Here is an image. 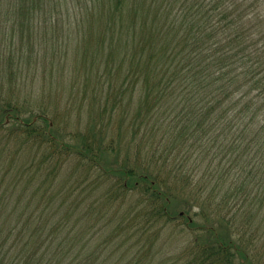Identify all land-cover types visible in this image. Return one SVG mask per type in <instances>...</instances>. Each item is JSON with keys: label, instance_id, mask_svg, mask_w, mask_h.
Instances as JSON below:
<instances>
[{"label": "trees", "instance_id": "1", "mask_svg": "<svg viewBox=\"0 0 264 264\" xmlns=\"http://www.w3.org/2000/svg\"><path fill=\"white\" fill-rule=\"evenodd\" d=\"M82 2L97 28L83 52L76 109H99L106 125L116 119V141L113 125L69 129L67 142L49 110L22 116L16 77L38 74L45 36L37 27L47 22L45 33L48 15L68 0H0V264H118V250L122 264H165L156 262L154 232L174 218L163 169L178 186L204 160L217 162L196 181L210 185L211 199L228 211L240 199L243 231L264 223V0ZM67 152L78 159L63 179ZM132 191L133 203L114 206ZM212 231L168 264H259L261 252L248 256L241 242Z\"/></svg>", "mask_w": 264, "mask_h": 264}, {"label": "rangeland", "instance_id": "2", "mask_svg": "<svg viewBox=\"0 0 264 264\" xmlns=\"http://www.w3.org/2000/svg\"><path fill=\"white\" fill-rule=\"evenodd\" d=\"M89 13H91V9L86 6L84 8L82 0H68L67 7L62 5L57 10V14L48 15L47 31L44 33L42 29L47 26V22L40 23V27H37L40 28V37L45 36V40L41 43L44 48V56L42 58H40V54L38 56L40 59V64L37 68L38 74L34 75V71L31 69L27 74L17 75L14 83L16 85L18 100L22 104L21 113L24 112L22 116H35L39 112L43 113L44 111L42 110L47 112L49 110L50 113L46 114H48L55 127L61 128L57 130L66 131L67 136L65 135V139L67 142H70L69 138L71 137L68 135L69 129L80 131V134H86L88 127L92 124L94 126L103 127L105 125L111 127L116 120H108L106 125V119L100 116L99 109H95L92 112H89L92 107L87 108L89 111L86 109L81 111L76 109V104L81 98V91L84 90L85 82L83 52L88 44L90 33L94 32L97 28V26L95 28L89 27L90 25L87 22ZM67 24L69 25V30L67 29ZM13 45H18V42H14ZM67 45H69L70 49H67ZM33 56L34 59L38 60L34 51ZM87 66H90L89 63ZM94 80L95 77L92 76L87 84L90 86L94 85ZM90 90L87 89V91ZM94 93L88 92L87 101L91 100L89 95L93 96ZM35 120H37L36 116ZM113 127L114 125L111 127L109 134H112V139L116 141V133L115 130H112ZM148 135L149 133L146 136ZM149 137L145 142L148 141ZM155 146H158V139L145 144V148L142 149V153L139 155L134 150L132 156L136 154L139 160L144 156L147 157L148 153L146 149ZM220 146L221 144L216 140L213 148ZM65 155V168L67 171L61 176L63 179L67 178V174L76 165L78 159L77 156L70 154V152H67ZM109 156L112 157V154H109ZM26 157L27 155L22 157V161ZM122 157L120 155V158ZM207 162L208 160H204L197 171L187 167V170H185L186 178L184 177L182 181L178 182V186L173 185L175 181L172 180L171 175L166 176V169H163L165 175L162 173V176L165 180H168L167 184L171 188L169 193L172 194L173 198L170 211L174 212L172 214L174 218H172L169 227L161 229L160 235L159 229H154V232L158 233L157 244L160 246L156 262L157 260L161 261V259H164V263L168 264L170 262L168 258L171 255L182 252L186 247L185 245L192 241L208 238V235L214 230L222 236L241 242L245 247V251L248 252V256L254 252H261L259 261H255L256 259L252 260V256L250 258L251 261L264 264V223H259L257 220L251 221V233L250 229L243 231L240 219L241 217L244 218V215L241 212L238 214V210L236 209V202L242 204L241 200H232L231 209L233 211H228L227 207L222 209L217 198L211 199L212 196L208 193L210 185L206 184L204 185L205 188H202L199 186V183H196L198 174L206 169ZM214 163L217 162H208L211 166ZM92 173L95 177L99 175L100 171L97 168H93ZM111 181H113V178H108L106 184ZM199 187L201 189L197 192ZM132 192L134 193H126L125 196H128L125 199L116 200L114 206H119V210L123 211L128 204L133 203V197L138 195L135 191ZM93 198L94 196H91L86 201L89 202ZM149 231H153V229ZM113 254L116 257H121L118 264H122L126 259L122 258V250L113 251Z\"/></svg>", "mask_w": 264, "mask_h": 264}]
</instances>
